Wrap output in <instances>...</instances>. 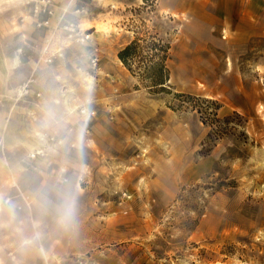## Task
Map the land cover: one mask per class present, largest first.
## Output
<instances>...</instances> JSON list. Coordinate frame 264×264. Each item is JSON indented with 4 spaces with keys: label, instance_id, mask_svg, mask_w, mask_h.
Here are the masks:
<instances>
[{
    "label": "rangeland",
    "instance_id": "obj_1",
    "mask_svg": "<svg viewBox=\"0 0 264 264\" xmlns=\"http://www.w3.org/2000/svg\"><path fill=\"white\" fill-rule=\"evenodd\" d=\"M198 1L155 0L152 10V0H0L12 195L75 205L108 245L138 231L141 264H264V125L251 129L213 95ZM136 30L170 39L169 92L151 91L119 59ZM60 121L81 140H65ZM59 161L71 170H53Z\"/></svg>",
    "mask_w": 264,
    "mask_h": 264
},
{
    "label": "crops",
    "instance_id": "obj_2",
    "mask_svg": "<svg viewBox=\"0 0 264 264\" xmlns=\"http://www.w3.org/2000/svg\"><path fill=\"white\" fill-rule=\"evenodd\" d=\"M198 3L202 10L195 18L200 28L195 36L201 54L211 52L213 58V95L224 97L225 112L245 114L251 129L264 125V86L254 81L256 73L264 78V0ZM207 67L203 63V70ZM6 112L4 106L0 142L7 149L0 151V264H141L143 246L134 240L138 231H132V239L126 243L121 238L117 244L108 245V236L99 229L91 231L87 223L90 215L76 212L75 205L73 212H63L65 201L51 204L50 196L30 195L22 190L21 197L18 193L12 195L17 190L12 186V172L17 166L6 144L12 134ZM68 126L60 121L54 128L64 131L67 141L81 140L80 134L66 131ZM20 167L30 169L27 164ZM52 168L58 172L71 170L60 161ZM39 204L49 206L48 211H39ZM52 205L60 211H51Z\"/></svg>",
    "mask_w": 264,
    "mask_h": 264
},
{
    "label": "trees",
    "instance_id": "obj_3",
    "mask_svg": "<svg viewBox=\"0 0 264 264\" xmlns=\"http://www.w3.org/2000/svg\"><path fill=\"white\" fill-rule=\"evenodd\" d=\"M144 1L143 8L147 6L149 0ZM151 3L152 10H156L155 0ZM145 25L144 21L143 26ZM170 49V39L161 37L157 32L151 33L150 30H145L144 33L143 30H136L134 38L119 50L118 57L131 74L139 78L151 91L169 92L170 69L167 60L170 57ZM176 95L197 98L187 93H176ZM218 108V105L215 106V109Z\"/></svg>",
    "mask_w": 264,
    "mask_h": 264
},
{
    "label": "built area",
    "instance_id": "obj_4",
    "mask_svg": "<svg viewBox=\"0 0 264 264\" xmlns=\"http://www.w3.org/2000/svg\"><path fill=\"white\" fill-rule=\"evenodd\" d=\"M84 111V110H83ZM53 138V137H52ZM42 151V150H41ZM37 153H40V151L38 150ZM146 264V263H145Z\"/></svg>",
    "mask_w": 264,
    "mask_h": 264
}]
</instances>
